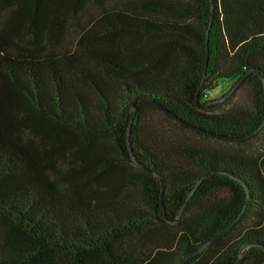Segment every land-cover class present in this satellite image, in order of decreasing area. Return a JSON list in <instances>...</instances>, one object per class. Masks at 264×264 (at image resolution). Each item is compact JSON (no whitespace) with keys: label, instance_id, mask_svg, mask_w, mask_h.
I'll use <instances>...</instances> for the list:
<instances>
[{"label":"trees","instance_id":"1","mask_svg":"<svg viewBox=\"0 0 264 264\" xmlns=\"http://www.w3.org/2000/svg\"><path fill=\"white\" fill-rule=\"evenodd\" d=\"M90 1L0 0V264H264V144L180 143L148 117L237 144L264 132V0H125L74 49H49ZM15 39L31 48L8 51ZM243 77L234 92L253 85V107L220 112L211 82ZM108 141L142 168L146 207L119 195L134 172ZM69 155L81 167L60 169ZM156 226L178 228L175 249L144 251Z\"/></svg>","mask_w":264,"mask_h":264},{"label":"rangeland","instance_id":"2","mask_svg":"<svg viewBox=\"0 0 264 264\" xmlns=\"http://www.w3.org/2000/svg\"><path fill=\"white\" fill-rule=\"evenodd\" d=\"M103 1L104 2L101 3L96 0H91L89 3L87 2L86 5L83 6L77 13L70 14L66 21L64 34L61 36L59 42H57L54 46L49 44L47 47L49 49H55V51L58 53H63L66 50L74 49L78 42L80 30L85 29V27H88L91 22L101 14V10L103 9V7H117V5L123 3V1L125 0ZM8 15L9 14L5 8L0 18L4 21ZM27 38L29 39V37ZM15 42L16 44H19V46L8 45L6 47L8 51L13 52L14 54L20 53L21 48H24L26 46H30L31 48V45H29L27 41H20L18 39H15ZM236 83L237 81L235 79H223L221 82H211V85L213 84L215 87L208 91V98L211 100H221L223 107L220 109V112L229 110L233 105L238 106V104H241L246 107H253L255 102L253 85H249L248 87H242L238 92H234L239 88V86L235 88ZM230 97L231 99L229 100ZM148 117L150 118L151 125L154 124L158 129L164 131V134L166 133V136L173 138L174 140L179 141L180 143L189 142V144H193L195 146H204L206 148H213L231 152H236L239 149H244V154L255 152L256 149H259L258 147H263L264 144V132L261 133L260 136L255 137L254 139L249 140L244 144H237L226 140H220L214 137L199 135L194 132L192 133L191 131L182 129L176 124L175 121L166 118V116L160 111H150L148 113ZM108 143L110 145L111 150L107 154V156L117 158V166L119 168H125L123 169V172H134L132 180H134V182L136 183H127L128 186H126V183L124 182L123 188L118 191L119 195L129 194L130 191L135 192L136 194H139L137 203L146 207V199L143 196V191L140 189L141 186L145 185L143 183L144 174L142 168L140 166L136 168L135 166L126 163V161L123 160V157L118 153L115 144L111 141H108ZM62 161H64V163H62ZM62 161L59 162L60 169L62 170L63 168H67L69 166L71 167L72 165L81 167L80 161H75L74 164V159L72 155H69V160L67 158H64ZM119 162H121V164ZM118 167L116 168L117 173H114L112 175L121 178L122 174H120ZM125 181L127 182L128 179H126ZM130 186L131 188L128 189V187ZM225 194L226 192L220 189L215 191L212 194V197L221 198L224 197ZM153 231L154 233L152 235V238H150V240L145 243L144 251H146L147 248V253L153 250V254H155L158 251L156 246H166L167 243H173V245L175 246L173 247L174 249L177 247V241L179 237L177 227L168 226L166 228H163L162 226H156L153 228ZM146 254L144 256H146Z\"/></svg>","mask_w":264,"mask_h":264},{"label":"water","instance_id":"3","mask_svg":"<svg viewBox=\"0 0 264 264\" xmlns=\"http://www.w3.org/2000/svg\"><path fill=\"white\" fill-rule=\"evenodd\" d=\"M211 28H212V25H210L208 31H207V47H208V55H207V65H206V70H205V77L203 79V82L206 78V74H207V70H208V62H209V58H210V48H209V45H210V32H211ZM245 77H243L241 80H239V82L235 85V88L238 86V84L244 79ZM233 91V90H232ZM199 96H200V91L198 92V95L196 97V101L198 103V105L200 106V102H199ZM217 101H221V100H217ZM216 101H212L211 103H214ZM209 104V103H208ZM206 105H202V107H205ZM132 128V121L130 123V130ZM195 129L197 130H200L198 128L195 127ZM128 141H129V148H130V151H131V154L133 156V158L135 159L134 157V154H133V148H132V145H131V142H130V137L128 138ZM151 174H153V172L150 171ZM185 206H183V208L180 210V213H179V218L181 217L182 213H183V210H184ZM161 211L163 213V215L166 217V212H165V205H164V202L162 200V207H161ZM175 223H178V221H176ZM230 228V227H229ZM226 229L225 231H223L222 233H220L217 237H215L214 239L210 240L209 242H207L206 244H204L202 246V248L200 249V251L204 250L205 248H207L210 244L214 243L217 239L221 238L228 230ZM184 264V263H183Z\"/></svg>","mask_w":264,"mask_h":264}]
</instances>
